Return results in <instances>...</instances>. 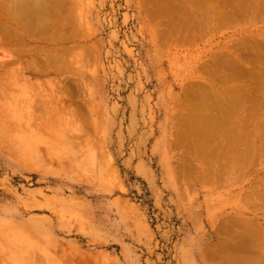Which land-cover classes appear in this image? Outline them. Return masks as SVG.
I'll return each mask as SVG.
<instances>
[{"label":"rangeland","instance_id":"374dc122","mask_svg":"<svg viewBox=\"0 0 264 264\" xmlns=\"http://www.w3.org/2000/svg\"><path fill=\"white\" fill-rule=\"evenodd\" d=\"M51 1L65 8L62 33H73L59 42L61 69L28 68L38 54L0 43V264H223L222 246L238 238L227 227L243 212L264 219L262 200L241 197L262 161L226 182L178 133L206 85L202 65L244 24L165 41L168 23L198 8Z\"/></svg>","mask_w":264,"mask_h":264},{"label":"bare ground","instance_id":"6f19581e","mask_svg":"<svg viewBox=\"0 0 264 264\" xmlns=\"http://www.w3.org/2000/svg\"><path fill=\"white\" fill-rule=\"evenodd\" d=\"M2 1L0 0V43L11 44L22 56L34 55L32 52L38 54L41 58L40 63L33 61L35 59L28 61L29 63L22 62L24 65L27 62L28 68L39 69L38 66H41L40 70L44 72L50 68L58 70L59 66L61 69L66 63V57L59 42L70 38L73 33L71 32L68 37L65 29L62 33L61 16L64 11L61 10L65 8L60 1L15 0L18 4L26 1L19 4L18 10L8 5V0ZM160 1L162 5H158L157 8L161 10L172 8L188 10L186 8L193 6L198 8L197 11L193 9V12L185 14L179 22H169L170 28H165L164 32L168 29L175 31L165 33L164 37H161L165 41H169V38L181 41L191 37L193 40L197 38L196 36L204 37V33L212 35L215 29L222 25L236 27L239 23L244 24L227 36L225 42L218 44L216 50L210 52L209 60L202 65L201 68L208 74L206 85L200 87L204 92L196 91L197 95H194V98L197 101L182 118L178 137L188 140L192 156L205 160L204 172L220 180L225 179L226 182L242 180V176L246 174L249 177L251 172L247 170L251 164L256 160L262 161L257 162V165L261 164L259 166L261 168L257 167L252 171V178L249 181L251 184L248 183L251 187L249 186V190L245 188L246 190L241 192V197L250 203H254L255 198L258 204L259 200L264 203V0ZM159 11L155 13H165ZM11 21L16 22L15 26ZM258 22L263 23V28L257 26ZM181 29L185 31L182 37H179ZM162 33L160 36H163ZM34 41L40 44H32ZM54 50L60 51V55L55 56ZM20 55L16 60H21ZM20 73L17 72V75L23 77V73ZM55 96L54 98L51 96L52 102L59 100L60 104H65L64 99H57V95ZM27 101L26 99V103ZM260 208L264 210V207ZM244 213L241 212L243 217L237 220L236 227L232 225L227 227L228 234L234 235L233 237L238 234V238L230 242V246L226 240L224 242L227 243L223 245L222 240L223 246L228 244L226 247L222 246L228 247V252L226 249L222 250L226 251L223 264H264V253H253L255 249L264 247V219L262 217L263 221L257 219L254 223L253 219L245 218ZM238 252L251 254L245 259Z\"/></svg>","mask_w":264,"mask_h":264}]
</instances>
